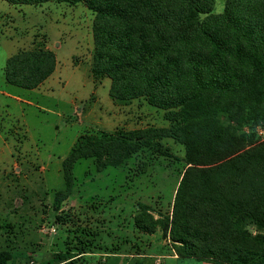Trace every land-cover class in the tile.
I'll return each instance as SVG.
<instances>
[{
  "label": "trees",
  "instance_id": "1",
  "mask_svg": "<svg viewBox=\"0 0 264 264\" xmlns=\"http://www.w3.org/2000/svg\"><path fill=\"white\" fill-rule=\"evenodd\" d=\"M6 1H84L96 14L93 73L112 80L114 101L144 98L171 122L78 143L63 162L65 189L56 208L73 192L79 160L93 158L103 171L172 139L185 147L187 168L163 231L179 256L264 264V140L244 130L264 123V0H227L220 15L214 0ZM56 65L51 51H24L9 59L6 80L35 90ZM151 219L139 220V228L154 233ZM13 255L25 256L0 251V264H11ZM74 257L64 252L44 264H76Z\"/></svg>",
  "mask_w": 264,
  "mask_h": 264
},
{
  "label": "rangeland",
  "instance_id": "2",
  "mask_svg": "<svg viewBox=\"0 0 264 264\" xmlns=\"http://www.w3.org/2000/svg\"><path fill=\"white\" fill-rule=\"evenodd\" d=\"M226 3L214 0L213 13L222 14ZM95 18L84 1L0 0V251L25 254L11 264H44L64 252L76 264H222L179 256L163 231L187 168L185 147L172 139L103 171L93 158L79 160L73 192L56 208L63 162L78 143L171 125L168 113L144 98L114 101L112 80L93 73ZM39 50L55 54L54 74L37 90L10 85L9 59ZM244 130L264 140V123ZM150 217L154 233L137 224Z\"/></svg>",
  "mask_w": 264,
  "mask_h": 264
},
{
  "label": "crops",
  "instance_id": "3",
  "mask_svg": "<svg viewBox=\"0 0 264 264\" xmlns=\"http://www.w3.org/2000/svg\"><path fill=\"white\" fill-rule=\"evenodd\" d=\"M41 87H42V85H41ZM40 88V87H39ZM37 90V89H36Z\"/></svg>",
  "mask_w": 264,
  "mask_h": 264
}]
</instances>
